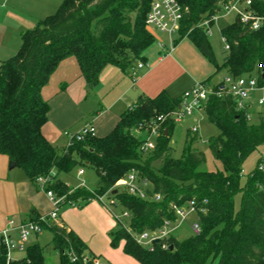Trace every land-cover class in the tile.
I'll list each match as a JSON object with an SVG mask.
<instances>
[{
  "label": "trees",
  "instance_id": "obj_1",
  "mask_svg": "<svg viewBox=\"0 0 264 264\" xmlns=\"http://www.w3.org/2000/svg\"><path fill=\"white\" fill-rule=\"evenodd\" d=\"M178 1L186 9L179 38L188 37L216 69L201 82L212 91L202 109L219 129L208 144L213 157L221 162V170L198 169L206 157L193 148L198 137L192 131L182 154L174 156L170 140L176 122L169 115L177 111L181 96H171L165 90L153 97L140 95L105 135L87 133L78 138L77 132L70 133L66 146L58 148L43 134L50 105L42 88L62 60L76 59L90 90L96 87L104 66L116 65L129 72L145 62L144 52L157 40L146 24L151 0H63L54 13L21 32L16 53L0 61V153L35 184L37 178L49 177L45 190L65 196L62 204L86 205L98 196H110L111 203L115 201L129 215L127 224L117 219L111 245L121 241L123 252L140 264H208L214 254H219L218 264H264V157L259 158L245 184H240L243 164L264 145V104L259 105L262 111L239 108L223 82L212 81L213 75L224 69L233 77L256 76L258 85L264 84V24L252 29L235 19L224 26L221 34L229 48L219 64L206 30L227 0ZM254 5L264 16V0H256ZM204 21L209 26L202 25ZM254 113L259 116L256 123L251 122ZM160 115L168 116L160 122ZM153 123H159V134L153 138L154 148L144 152L140 147ZM77 166L94 171L91 190L79 185L74 188L61 179V174H70ZM132 169L148 181V197L116 186ZM239 191L241 205L234 210ZM189 204L196 207L199 233L185 238L170 234L151 247L137 242V234L177 219L173 205ZM37 216L33 214L31 219ZM45 228L52 234L50 243L59 251L57 264H83L85 257H98L73 230L56 224ZM162 244H172L173 249ZM5 262L6 249L1 245L0 264ZM10 264H46L44 246L27 245L24 256Z\"/></svg>",
  "mask_w": 264,
  "mask_h": 264
},
{
  "label": "crops",
  "instance_id": "obj_2",
  "mask_svg": "<svg viewBox=\"0 0 264 264\" xmlns=\"http://www.w3.org/2000/svg\"><path fill=\"white\" fill-rule=\"evenodd\" d=\"M49 1L0 0V61L16 53L22 31L34 27L61 4L53 9ZM152 32L156 36V32ZM156 39L153 48L149 50L148 47L144 52V66H134L135 75L132 70L126 72L119 66L108 64L100 71L98 83L93 90L88 89L74 57L62 60L42 88V95L50 105L48 121L42 128L45 137L53 145L63 148L70 133H76L87 125L93 126L96 135H105L113 129L121 113L140 95L153 97L165 90L171 96H182L185 91L215 72V67L188 37L174 38L177 41L173 49H170L169 41L158 36ZM221 79L216 73L212 77V81ZM257 90L261 89L253 90L247 100L252 110L261 97L252 98ZM197 109L203 110L202 107ZM194 119L199 121L197 116ZM62 134L65 135L64 144V141L60 143ZM58 142V145L55 144ZM10 161L7 155L0 153V230L10 225L11 219L18 224L31 219L33 214H47L53 209L45 191L31 182L16 164L11 167ZM72 179L78 183L82 179L88 186L85 171L79 177L76 173ZM59 220L85 242L82 235L66 223L60 214ZM41 233L30 237L37 241ZM34 243L38 242L31 244Z\"/></svg>",
  "mask_w": 264,
  "mask_h": 264
},
{
  "label": "rangeland",
  "instance_id": "obj_3",
  "mask_svg": "<svg viewBox=\"0 0 264 264\" xmlns=\"http://www.w3.org/2000/svg\"><path fill=\"white\" fill-rule=\"evenodd\" d=\"M63 0H50L51 8L56 9ZM54 11L55 10H51ZM53 12V13H54ZM235 20V13L233 11H228L226 6H222L214 17V21L209 28L207 34L208 40L212 47L214 56L219 64H221L223 57L225 56V45L226 42L221 34V29L232 23ZM156 36L160 39L168 41V37L162 33H159L155 29ZM173 38L179 39L178 35L175 34ZM156 44V43H155ZM154 44L149 46V50L153 48ZM226 75L224 69H220L216 76L218 78H223ZM259 96H264L263 90H257V93L252 96L258 98ZM263 107L255 105L254 111H262ZM197 116L199 121H195L194 117ZM259 120L258 114L254 113L251 115V122L256 123ZM197 126V132H191L192 127ZM188 132L196 135L198 141L193 144V148L202 151L205 154V161L198 167L199 170H221L222 164L220 161L215 159L209 149L208 140L219 133L217 126L208 120L205 115L204 110H193V113L185 116L182 120L176 123L173 134L171 136L170 144L173 147V154L175 157H179L182 154V150L185 145V140ZM61 142L65 143V135H61ZM55 144H59L55 143ZM155 146V142H154ZM264 157V145L260 146L257 150L253 151L247 158L242 167V175L240 178V184L244 185L247 176L251 173L256 165L259 158ZM158 162H154V166H158ZM79 169H84L86 178L88 179V189L94 185L95 173L92 168L89 167H79L77 166L70 174H61V179L65 180L69 185L74 188L78 186V182L73 180L72 177L77 173ZM66 177V178H65ZM242 192L239 191L234 198V210H238L241 205ZM102 201L98 199H92L88 204L83 205V203H78L77 206H73L70 203L62 204L59 209V214L65 219L66 223L74 227L80 235H82L87 246L91 252L97 255L101 262L104 264H140L135 258L125 254L123 252L122 242H118L117 245H111L112 234L118 228L117 219L125 220L124 223L129 221V215H125L126 210H124L116 202L111 203V197L105 195ZM107 204V207L105 204ZM184 209L188 210V206ZM13 220V219H12ZM14 221V220H13ZM198 222V217L195 213H189L185 219L177 217L174 222H171L169 228H173L172 234L177 238H185L193 233L192 223ZM200 225V224H199ZM9 225L7 228H10ZM153 230H145L144 234H152ZM52 234L49 230L43 231L38 240L35 241L33 237L28 240V245L33 242H38L41 246H44V261L46 264H57L59 262V251L55 249L50 243ZM25 254V247L22 249H12L10 250V255L12 259H20ZM219 254H214L209 260L208 264H218Z\"/></svg>",
  "mask_w": 264,
  "mask_h": 264
},
{
  "label": "built area",
  "instance_id": "obj_4",
  "mask_svg": "<svg viewBox=\"0 0 264 264\" xmlns=\"http://www.w3.org/2000/svg\"><path fill=\"white\" fill-rule=\"evenodd\" d=\"M256 0H227L222 4V6H226L228 11H233L235 13V19H238L239 22L244 25L249 26L252 29H258L264 24V16L261 15L256 8L254 7ZM221 6V7H222ZM185 7L178 0H151L150 8L146 17L147 26L153 30L155 29L159 33L165 34L168 37V41L170 44V49L174 47L175 39L173 36L175 34H179L181 29L182 20L185 16ZM213 16V20H214ZM204 26H209L208 21H204ZM209 28H207L206 33L208 34ZM159 44L162 46V42ZM229 45L226 43L225 49L227 50ZM143 62H139L136 64V68L143 67ZM135 70L132 69V74L135 75ZM221 81L223 82L222 87H226L227 92L232 94L238 103L239 108H245L250 106L247 103L249 99L250 93L253 90L261 89L264 91V84L258 85V80L256 76H239L233 77L229 74H226ZM211 88L204 83H197L190 90L185 91L181 96V102L179 104L177 111L173 112L169 116L173 118L174 122H179L185 116L193 113V110L202 107L203 103L207 100L209 94L211 93ZM258 105L264 104V96H261L257 99ZM168 115H160L157 120L162 122L166 119ZM192 132H197V126L192 127ZM139 132V131H138ZM95 134V130L93 126L87 125L81 130L77 132L78 138L83 134ZM159 134V123H153L151 125L150 133L147 134L146 139L141 144L140 150L147 152L154 148V137ZM83 169H79L77 172V176H81L83 174ZM53 174V173H52ZM49 181V177H39L36 179V183L45 191L48 198L53 204V209L47 214H41L37 216V219H28L25 222L14 223L11 219L9 221L11 227L3 228L0 230V246H4L6 249V262L5 264H10V261L13 260L10 255V250L12 249H22L26 248L28 245V240L30 236L39 234L45 230L46 226L50 224L61 225L59 220V209L61 204L65 200V196H57L51 189L45 190V186ZM148 181L139 178L138 173L135 169H132L124 178H121L117 181L116 186H123L126 190L132 194L137 195L142 198L148 197L145 187L147 186ZM79 186H85L88 188L86 182L82 179H79ZM105 195L98 196L96 199L102 201L101 199ZM155 199H159V195L153 196ZM112 202V201H111ZM173 208L177 214V217H181L185 219L189 213H197L196 207L193 204L188 205V210L184 209V207H179L173 205ZM125 215H128V212H125ZM171 221H166L164 225L156 230L152 231V234H137L136 239L139 244H142L146 247H151L153 244V240L155 238H160L161 241L170 234H172L173 228H169ZM192 231L193 233L200 232V225L198 222L192 223ZM163 247H168L166 244H162ZM71 252L69 251V254ZM83 264H104L101 262L99 257H93L89 259V257H85Z\"/></svg>",
  "mask_w": 264,
  "mask_h": 264
},
{
  "label": "water",
  "instance_id": "obj_5",
  "mask_svg": "<svg viewBox=\"0 0 264 264\" xmlns=\"http://www.w3.org/2000/svg\"><path fill=\"white\" fill-rule=\"evenodd\" d=\"M179 107H180V106H179ZM164 133H165V135L167 134V129L164 130ZM14 165H15V162H14V161H10V166L13 167ZM114 192H116V190H114ZM160 242H161V239H160V238H155V239L153 240V243H160ZM168 248H169L170 250H172V249H173V245L170 244V245L168 246Z\"/></svg>",
  "mask_w": 264,
  "mask_h": 264
}]
</instances>
